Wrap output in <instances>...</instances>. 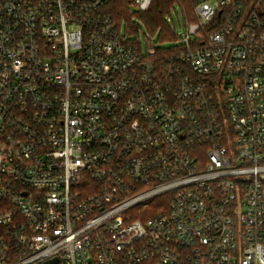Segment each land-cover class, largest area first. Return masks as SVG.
<instances>
[{"label": "built area", "instance_id": "obj_1", "mask_svg": "<svg viewBox=\"0 0 264 264\" xmlns=\"http://www.w3.org/2000/svg\"><path fill=\"white\" fill-rule=\"evenodd\" d=\"M115 1L0 0V264H264V0Z\"/></svg>", "mask_w": 264, "mask_h": 264}, {"label": "trees", "instance_id": "obj_2", "mask_svg": "<svg viewBox=\"0 0 264 264\" xmlns=\"http://www.w3.org/2000/svg\"><path fill=\"white\" fill-rule=\"evenodd\" d=\"M176 2L181 5L186 22L195 20L192 11V0H153L149 10L141 11L138 14L130 12V0H117L109 6L108 10L113 15L119 27L125 23L128 31L130 30L140 34V25L132 22V18L136 16L145 22L151 37L161 31V40H175L176 35L173 29L168 25L166 18L171 14V10ZM150 40L151 38L146 37L147 43H149Z\"/></svg>", "mask_w": 264, "mask_h": 264}, {"label": "rangeland", "instance_id": "obj_3", "mask_svg": "<svg viewBox=\"0 0 264 264\" xmlns=\"http://www.w3.org/2000/svg\"><path fill=\"white\" fill-rule=\"evenodd\" d=\"M129 10L131 13L133 14H138L141 11H139L134 5L130 4L129 5ZM166 21L168 22V25L173 29L175 35H176V39L175 40H161L160 36H161V31H159L156 35H154L153 37H151L148 33V29L147 26L145 24V22L140 19L139 17L134 16L132 18V22L133 23H138L140 25L141 31V37L139 36L140 34L138 33H134L132 31H128L127 30V26L122 25L121 29L122 32L124 33V35L131 40H136L137 42H139L144 48L147 47V42H146V37L147 38H152L153 39V43H155L157 45V47L159 48H163V49H168L170 47H173L175 45H177L179 42L177 41V33L181 32V28H180V23L185 24L186 23V19L185 16L183 14L181 5L176 2L174 4V7L171 10V14L167 16ZM166 206V198L165 196H161V197H156L155 199H153L149 205L147 207H144L141 209L140 211V216L145 219L152 217L154 214H156L157 212L161 211L162 207Z\"/></svg>", "mask_w": 264, "mask_h": 264}, {"label": "water", "instance_id": "obj_4", "mask_svg": "<svg viewBox=\"0 0 264 264\" xmlns=\"http://www.w3.org/2000/svg\"><path fill=\"white\" fill-rule=\"evenodd\" d=\"M57 260H52V261H49L47 262L46 264H54Z\"/></svg>", "mask_w": 264, "mask_h": 264}]
</instances>
